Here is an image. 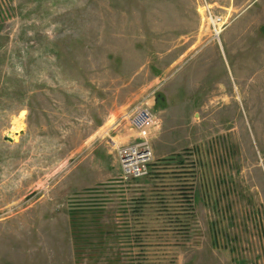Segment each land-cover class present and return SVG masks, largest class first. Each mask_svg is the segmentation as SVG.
<instances>
[{
	"label": "rangeland",
	"instance_id": "374dc122",
	"mask_svg": "<svg viewBox=\"0 0 264 264\" xmlns=\"http://www.w3.org/2000/svg\"><path fill=\"white\" fill-rule=\"evenodd\" d=\"M208 1L222 47L202 0H0V264H264V0ZM137 104L154 170L123 180ZM100 183L79 256L70 203Z\"/></svg>",
	"mask_w": 264,
	"mask_h": 264
},
{
	"label": "built area",
	"instance_id": "2783aa9c",
	"mask_svg": "<svg viewBox=\"0 0 264 264\" xmlns=\"http://www.w3.org/2000/svg\"><path fill=\"white\" fill-rule=\"evenodd\" d=\"M225 18L226 17L221 13L214 10L211 2L202 0V20L205 31L210 35L209 40L212 41L216 39L219 41V35L226 26L227 18ZM3 20H5V18H3ZM129 124L136 132L135 140L116 147V156L120 164L121 177L123 180L148 177L154 170L151 169L153 155L150 146V139L156 128L153 111L148 105H135L129 117ZM184 192L185 194L182 195L184 198L183 204H192L193 194H188L189 192L187 190ZM190 192H192V190ZM190 195H192V197ZM190 205L186 206L189 211H191ZM215 241L216 245H218L216 237ZM226 244L229 245V248H232L234 245L231 241H222L223 246Z\"/></svg>",
	"mask_w": 264,
	"mask_h": 264
},
{
	"label": "trees",
	"instance_id": "16d2710c",
	"mask_svg": "<svg viewBox=\"0 0 264 264\" xmlns=\"http://www.w3.org/2000/svg\"><path fill=\"white\" fill-rule=\"evenodd\" d=\"M133 180H138V178H135ZM106 185L107 183H100L97 186L86 188L85 191L89 193L88 195H90V197L86 201L77 198L73 199L70 203L71 206L69 217L71 223V233L75 241L76 254H79V256L83 251V247L92 246L91 242L88 241L91 236L84 233V229L87 225L84 217H86L85 215L89 213L88 216L92 218L91 223L99 224V220H101V214L99 212L102 211L101 209H103V204H105L106 200H108L109 198V196L106 195L105 191L102 190ZM88 210H90V212ZM83 220L85 221V223H83ZM99 234L104 233L99 232ZM100 241L104 243V239H101ZM94 246L95 245H93V247ZM92 256L93 255L90 253V259H92Z\"/></svg>",
	"mask_w": 264,
	"mask_h": 264
},
{
	"label": "crops",
	"instance_id": "0c3cea01",
	"mask_svg": "<svg viewBox=\"0 0 264 264\" xmlns=\"http://www.w3.org/2000/svg\"><path fill=\"white\" fill-rule=\"evenodd\" d=\"M223 1H229V0H223ZM235 1H240V0H235ZM261 1V0H260ZM257 2H259V0H253V2L249 5L250 6V8H251V6L252 7H257V6H254ZM227 5V4H226ZM228 6V5H227ZM246 9H244V10H242L241 12H240V14L239 15H241L244 11H245ZM246 21H247V18H246V15L244 14V15H242L239 19H238V23H236V24H234L230 29H228L227 31H225L224 32V38H225V43H226V45H229V46H231V44H230V40H231V37H232V35H233V33L235 34L236 32H237V34L239 33L240 34V31L242 32V33H247V29L245 28L246 27ZM259 33H261V32H259ZM221 34H222V32H221ZM220 34V35H221ZM238 34V35H239ZM220 35H219V42H220V45L222 44V42H221V38H220ZM261 35H263V34H261ZM221 47H222V45H221ZM156 127H157V125H156ZM155 130H156V128H155ZM153 135H154V132H153ZM206 221H207V219H206Z\"/></svg>",
	"mask_w": 264,
	"mask_h": 264
}]
</instances>
